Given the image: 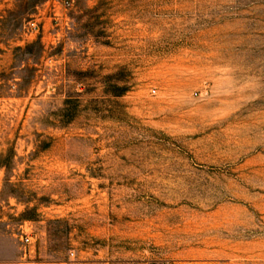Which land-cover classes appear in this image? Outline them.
<instances>
[{
    "label": "rangeland",
    "instance_id": "obj_1",
    "mask_svg": "<svg viewBox=\"0 0 264 264\" xmlns=\"http://www.w3.org/2000/svg\"><path fill=\"white\" fill-rule=\"evenodd\" d=\"M0 244L264 264V0H0Z\"/></svg>",
    "mask_w": 264,
    "mask_h": 264
},
{
    "label": "crops",
    "instance_id": "obj_2",
    "mask_svg": "<svg viewBox=\"0 0 264 264\" xmlns=\"http://www.w3.org/2000/svg\"><path fill=\"white\" fill-rule=\"evenodd\" d=\"M8 252L6 250V248L4 247V245L0 244V264H4L6 263V261L8 260Z\"/></svg>",
    "mask_w": 264,
    "mask_h": 264
},
{
    "label": "built area",
    "instance_id": "obj_3",
    "mask_svg": "<svg viewBox=\"0 0 264 264\" xmlns=\"http://www.w3.org/2000/svg\"><path fill=\"white\" fill-rule=\"evenodd\" d=\"M29 27H30L31 30H34V29H35V27H34L33 24H30ZM27 242H28V238L25 237V238L23 239V243H27Z\"/></svg>",
    "mask_w": 264,
    "mask_h": 264
}]
</instances>
